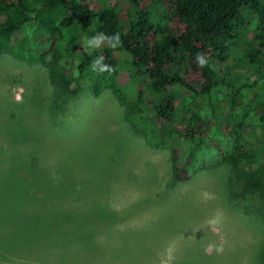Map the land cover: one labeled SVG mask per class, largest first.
I'll use <instances>...</instances> for the list:
<instances>
[{
  "label": "rangeland",
  "instance_id": "1",
  "mask_svg": "<svg viewBox=\"0 0 264 264\" xmlns=\"http://www.w3.org/2000/svg\"><path fill=\"white\" fill-rule=\"evenodd\" d=\"M121 111L0 55V264H259L261 199L230 202L225 166L172 183Z\"/></svg>",
  "mask_w": 264,
  "mask_h": 264
},
{
  "label": "trees",
  "instance_id": "2",
  "mask_svg": "<svg viewBox=\"0 0 264 264\" xmlns=\"http://www.w3.org/2000/svg\"><path fill=\"white\" fill-rule=\"evenodd\" d=\"M0 55L55 95L107 91L172 183L225 166L228 200L264 207V0H0Z\"/></svg>",
  "mask_w": 264,
  "mask_h": 264
},
{
  "label": "clouds",
  "instance_id": "3",
  "mask_svg": "<svg viewBox=\"0 0 264 264\" xmlns=\"http://www.w3.org/2000/svg\"><path fill=\"white\" fill-rule=\"evenodd\" d=\"M97 37H104V35L101 34V35H99V36H97ZM97 37H94V38H92L91 40H89V41H88V44H89V45L95 44L96 47H99V42H100V41H99V39H97ZM115 39L119 42V38H118V36L115 37ZM112 47H116V45H113ZM97 63H99V61H97ZM200 63L203 64L204 62H203V61H200ZM205 196H207V193H205ZM217 222H218V221H216V220L210 221L211 224H216Z\"/></svg>",
  "mask_w": 264,
  "mask_h": 264
}]
</instances>
